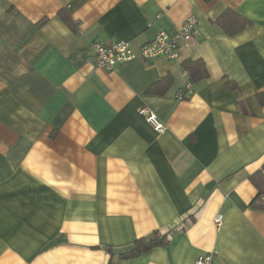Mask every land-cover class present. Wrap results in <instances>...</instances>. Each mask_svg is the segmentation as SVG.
<instances>
[{
    "label": "crops",
    "instance_id": "0c3cea01",
    "mask_svg": "<svg viewBox=\"0 0 264 264\" xmlns=\"http://www.w3.org/2000/svg\"><path fill=\"white\" fill-rule=\"evenodd\" d=\"M189 16L178 59L97 65L94 42L138 51ZM263 167L264 0H0V264H264Z\"/></svg>",
    "mask_w": 264,
    "mask_h": 264
},
{
    "label": "built area",
    "instance_id": "2783aa9c",
    "mask_svg": "<svg viewBox=\"0 0 264 264\" xmlns=\"http://www.w3.org/2000/svg\"><path fill=\"white\" fill-rule=\"evenodd\" d=\"M185 20L179 30L175 32H159L152 42L140 47L138 51L132 49V45L127 41H118L111 45H106L101 41L94 42L92 46L96 52V63L100 68L112 71L116 69L118 64L136 58L151 60L159 56H165L171 60L178 59V46H180L181 42H190L193 39L198 23L195 16H189ZM193 93L194 85L192 82H188V84L177 91V99L186 100ZM138 114L145 118L156 132L163 133L165 131V126L150 108H142ZM221 220V216L215 219V224L219 227ZM214 258V253L201 254L198 255L195 264H214Z\"/></svg>",
    "mask_w": 264,
    "mask_h": 264
},
{
    "label": "trees",
    "instance_id": "16d2710c",
    "mask_svg": "<svg viewBox=\"0 0 264 264\" xmlns=\"http://www.w3.org/2000/svg\"><path fill=\"white\" fill-rule=\"evenodd\" d=\"M227 14L238 18L233 12H228ZM226 17L227 16L224 15L219 18L218 24L229 34L237 32L240 28L231 30V27L226 23ZM244 24L245 22L242 23V26H244ZM185 67L192 83L201 82V80L206 79L209 75L207 72L208 70L202 61L187 62L185 63ZM251 181L255 187L258 188V195L251 203V207L257 211H264V167L261 171L251 177ZM167 240V235L161 234L160 232H154L150 237L137 240L131 249L120 254L121 259L139 257L155 247L165 245Z\"/></svg>",
    "mask_w": 264,
    "mask_h": 264
}]
</instances>
